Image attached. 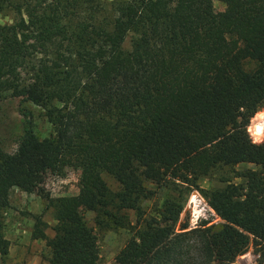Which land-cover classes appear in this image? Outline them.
<instances>
[{"label": "trees", "instance_id": "obj_1", "mask_svg": "<svg viewBox=\"0 0 264 264\" xmlns=\"http://www.w3.org/2000/svg\"><path fill=\"white\" fill-rule=\"evenodd\" d=\"M220 1L223 11L213 0H114L108 17L96 0H0L10 15L0 23V98L41 107L53 128L39 138L28 126L13 151L0 150V206L13 187H41L63 154L80 167L77 194H43L53 235L34 218L49 264H97L88 211L100 229L127 227L136 211L114 264H231L264 244V145L247 132L264 107V0ZM237 164L251 166L243 184L201 190L221 224L177 232L174 187L155 212L142 209L148 184L198 187ZM7 246L0 236L3 259Z\"/></svg>", "mask_w": 264, "mask_h": 264}, {"label": "rangeland", "instance_id": "obj_2", "mask_svg": "<svg viewBox=\"0 0 264 264\" xmlns=\"http://www.w3.org/2000/svg\"><path fill=\"white\" fill-rule=\"evenodd\" d=\"M113 2L114 0H96L98 7L103 9L108 17L114 16ZM212 3L215 11L226 9L225 4L220 0H213ZM9 21L10 15L0 14V23ZM124 47H130L129 37L126 38ZM245 67L251 70L255 67V63L248 60L245 62ZM251 119H253L252 124L263 123L264 107L258 109ZM28 126L39 138L53 135L52 125L41 107L20 97L0 98V150L13 151L17 145L16 141ZM254 134H264V125L262 132L257 134L254 131ZM247 167L251 166L237 164L217 167L209 175L197 180L198 187L174 186L168 185L169 183L166 185L148 184V187L155 193L151 199L143 203L142 209L147 212H155L157 208L161 207L164 198L171 192V188L174 187L178 196L183 198V208L176 225L177 232L182 231L180 230L182 224H186L185 230L195 228L189 227L188 224V208L192 195L195 193H199L212 209L211 217L202 219L197 226L205 222L207 225L221 224L224 220L210 206L201 190L222 189L228 184H243L241 174ZM103 178L111 189H117L118 184L111 176L103 173ZM79 179L80 167L77 159L72 155L63 154L58 170L47 174L41 187L30 191H24L17 187L11 188L7 204L0 206V236L8 241V253L5 259L0 255V264H49L50 249L46 246L45 241L39 238L34 239L31 236L34 218L39 216L46 224L45 233L52 236L54 233L52 227L55 224L53 208L48 206L43 194L47 193L52 198L75 195L78 193ZM127 214L130 220L127 227L100 229L94 223V213L89 211L83 213L86 223L97 236V264H114L116 254L133 235L136 226V211L128 210ZM231 264H264V244H256L252 241L245 252Z\"/></svg>", "mask_w": 264, "mask_h": 264}, {"label": "built area", "instance_id": "obj_3", "mask_svg": "<svg viewBox=\"0 0 264 264\" xmlns=\"http://www.w3.org/2000/svg\"><path fill=\"white\" fill-rule=\"evenodd\" d=\"M252 122L251 119L250 124L247 125V132L249 134L250 139L252 142L257 144H263L264 142V134L262 135H255L254 131L252 130ZM212 209L209 205L205 202L203 197L199 193H195L192 195L191 204L188 208V224L189 227H196L197 224L202 219H207L211 217Z\"/></svg>", "mask_w": 264, "mask_h": 264}, {"label": "bare ground", "instance_id": "obj_4", "mask_svg": "<svg viewBox=\"0 0 264 264\" xmlns=\"http://www.w3.org/2000/svg\"><path fill=\"white\" fill-rule=\"evenodd\" d=\"M263 125H264V122L263 123L258 122V123L252 124L253 130L256 131L257 134H259L260 132H262Z\"/></svg>", "mask_w": 264, "mask_h": 264}]
</instances>
